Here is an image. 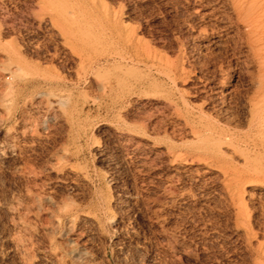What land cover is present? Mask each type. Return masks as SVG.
I'll list each match as a JSON object with an SVG mask.
<instances>
[{"label":"rangeland","instance_id":"374dc122","mask_svg":"<svg viewBox=\"0 0 264 264\" xmlns=\"http://www.w3.org/2000/svg\"><path fill=\"white\" fill-rule=\"evenodd\" d=\"M225 3L0 0V264L264 263L259 72Z\"/></svg>","mask_w":264,"mask_h":264},{"label":"bare ground","instance_id":"6f19581e","mask_svg":"<svg viewBox=\"0 0 264 264\" xmlns=\"http://www.w3.org/2000/svg\"><path fill=\"white\" fill-rule=\"evenodd\" d=\"M224 3V2H223ZM52 5V4H51ZM225 6L228 8H226L227 10H228V14H227V18L229 19L228 21L230 22V26H233L236 30H237V32H238V34H239V36H240V38H242V40H243V45H245V47H246V50L248 49V52H250V54L252 55V57H253V59L255 60V62H256V65H257V69H258V77H257V81H259V83H257V85L259 86V90H260V92H261V95L259 96V97H256V95H253L254 97V100H252V101H250L251 102V104H249L250 105V108H249V123L250 122H252V121H257L258 122V124H260L258 127V130L261 128V129H263L264 130V97H263V94H264V0H226V3H225ZM36 7H38V6H36ZM35 7V9H36V11L38 10V9H40V8H36ZM67 8V7H66ZM218 9V8H217ZM41 10V9H40ZM54 10V12H58V11H60V12H62V10H64V8L63 9H60V10H58L57 8H56V11H55V8L53 9ZM58 10V11H57ZM66 10V9H65ZM227 10H225V11H227ZM39 11V10H38ZM67 11H68V9H67ZM66 11V12H67ZM66 12H62V13H65V15H66ZM72 12H74V11H72ZM59 13V12H58ZM69 14L68 15H66V16H68L67 18L69 19V20H71L70 19V17L73 15L70 11L68 12ZM75 13V12H74ZM65 15H64V17H65ZM69 15H71V16H69ZM76 15V14H75ZM40 16V15H39ZM39 16H38V18H39ZM57 16H62L63 17V15L60 13L59 15H57ZM77 16V15H76ZM56 17V16H55ZM62 17H59V18H62ZM67 18L66 19H64L63 21H66V23L68 22L67 21ZM71 18H73L72 19V21L74 20V15L71 17ZM47 19V18H46ZM46 19H45V21H46ZM52 19V18H51ZM54 19V18H53ZM44 21V22H45ZM72 21L70 22V23H72ZM79 21V20H78ZM78 21H77V23H78ZM38 22H41V21H39L38 20ZM75 22V21H74ZM73 22V23H74ZM80 22V21H79ZM42 23V22H41ZM47 23H49V21L47 22ZM76 23V22H75ZM74 23V24H75ZM76 23V25H79V27L81 28V26H80V24H77ZM82 23V22H81ZM84 23V22H83ZM89 23V22H88ZM50 24V23H49ZM61 24V23H60ZM64 24V23H63ZM85 24V23H84ZM47 25V24H46ZM71 24H69V26H70ZM82 25V24H81ZM62 26V25H61ZM75 26V25H74ZM83 26V25H82ZM73 27V26H72ZM76 27H78V26H76ZM76 27H74L75 29H76ZM85 27V26H84ZM64 28V27H63ZM69 27L67 26V30H69L68 29ZM74 28L72 29V30H74ZM53 29V28H52ZM62 29V28H61ZM56 30V29H55ZM81 30V29H80ZM71 31V30H70ZM70 31H67L68 33H69V35L71 34L70 33ZM77 32V31H76ZM75 32V33H76ZM79 32V31H78ZM81 32L83 33L84 31H82L81 30ZM86 32V31H85ZM80 33V32H79ZM79 33H76V34H79ZM88 33V32H87ZM86 33V34H87ZM81 34V33H80ZM85 34V33H84ZM83 34V35H84ZM89 34V33H88ZM88 34L86 35V36H88ZM75 35H72L71 34V37H73V39L75 38L74 37ZM78 36V35H77ZM76 36V37H77ZM237 36V35H236ZM70 37V36H69ZM90 37H92V34H91V36ZM88 38V37H87ZM87 38H83V39H87ZM64 39V38H63ZM79 39V41L80 40H82L81 39V37H79L78 38ZM88 39H90V38H88ZM94 39V38H93ZM93 39H90V40H92V41H90L89 40V42L90 43H93ZM110 39V38H109ZM77 41V40H76ZM76 41H74L73 40V44L75 43V45H77V43H76ZM78 41V42H79ZM85 41V40H84ZM96 41H98V40H96ZM112 41V40H111ZM80 42H82V41H80ZM79 42V43H80ZM88 42V40L85 42V43H87ZM102 42V41H101ZM71 43V42H70ZM96 43V42H95ZM88 44V43H87ZM97 44V43H96ZM89 45V44H88ZM86 47V46H85ZM93 47V46H92ZM96 50V49H95ZM79 56V55H78ZM88 56V55H87ZM99 56V55H98ZM98 60V59H97ZM96 60V61H97ZM81 61V60H80ZM106 62H107V60H105ZM83 62V61H82ZM110 62V61H109ZM19 69V68H18ZM20 70V69H19ZM17 72H18V70H17ZM22 72V71H21ZM11 73V72H10ZM17 74V73H16ZM257 76V75H256ZM10 77V76H9ZM11 78V77H10ZM5 80H6V78H5ZM9 80H11V79H8V81ZM7 82V81H6ZM9 82H11V81H9ZM102 84V83H101ZM101 87H102V89L103 90H105V88H106V86L103 88V86H104V84H102V85H100ZM112 86V85H111ZM257 86V87H258ZM108 87H109V85H108ZM107 90H108V88H107ZM257 94V93H256ZM7 96V95H6ZM256 121H255V123H256ZM252 127H253V125H252ZM251 127V128H252ZM215 128V127H214ZM250 128V127H249ZM220 129V128H219ZM255 129H257V128H255ZM261 129H260V131H261ZM257 130V131H258ZM211 131H213V130H211ZM222 131V129H220V131L219 132H221ZM256 131V132H257ZM260 131H258V132H260ZM227 132V131H226ZM225 132H223V135L225 136V134H224ZM264 133V132H263ZM262 133V134H263ZM254 134V133H253ZM259 134V133H258ZM220 134L218 133V137H222V135H220ZM261 135V134H260ZM260 135H259V137H260ZM196 136V135H195ZM227 136V135H226ZM229 136V135H228ZM230 136H232V135H230ZM230 136H229V139H230ZM263 136H264V134H263ZM262 137V136H261ZM226 138V137H225ZM232 138V137H231ZM222 139V138H221ZM221 139H219L218 138V141L220 140L221 141ZM227 139V143L229 144V145H231V144H233V146H232V150H236V149H233V147L234 146H237V145H235L233 142H230L229 143V140H228V138H226ZM224 140V139H223ZM218 141H217V143H218ZM226 141V140H225ZM225 141H223V142H225ZM230 141H232V140H230ZM234 141V140H233ZM222 142V141H221ZM221 142H219L220 144H221ZM223 142H222V144H223ZM236 142V141H235ZM219 144V145H220ZM221 144V146H223ZM227 144V145H228ZM226 149H229V148H226ZM230 149V150H231ZM247 149V148H246ZM263 149H264V147H263ZM243 150V149H242ZM242 153V152H241ZM252 163V162H251ZM225 172V171H224ZM235 172V171H234ZM228 173V172H227ZM233 173V172H232ZM254 173V172H253ZM252 173V174H253ZM237 174V173H236ZM261 174V173H260ZM225 175H226V173H225ZM244 175H246V173L244 174ZM224 176V175H223ZM243 176V175H242ZM232 177H233V175H232ZM244 177V176H243ZM242 177V179H247L248 180V178L249 177H245V178H243ZM260 177V176H259ZM236 178H238V177H236ZM236 178H233L232 179V181H233V183H234V181H236V183L239 181V178L236 180ZM240 179H241V177H240ZM231 181V178H230V180L228 181V182H230ZM241 181V180H240ZM244 181V180H243ZM255 182V181H254ZM226 183V182H225ZM232 183V182H231ZM232 183V184H233ZM239 183V182H238ZM228 185H231L230 183L229 184H227V186ZM236 184L234 183V185L233 186H235ZM232 186V185H231ZM237 187L239 186L238 184L236 185ZM235 186V187H236ZM234 187V188H235ZM228 188V187H227ZM226 188V189H227ZM231 188H233V187H231ZM236 189V188H235ZM235 189H233L234 191H236L237 189H238V191H237V194H238V192H239V189L240 188H237L236 190ZM231 193H233V194H235L233 191L231 192ZM239 193H241V192H239ZM236 194V195H237ZM231 196H233L234 197V195H231ZM233 197H231V198H233ZM236 197V196H235ZM231 201V200H230ZM234 201V200H233ZM238 203H239V201H238ZM242 205V204H241ZM237 206H239V205H237ZM234 207H235V205H234ZM241 209H242V207H240ZM239 208V209H240ZM244 208V207H243ZM238 209V208H237ZM242 211V210H241ZM240 214V213H239ZM241 215V214H240ZM238 217V216H237ZM243 223V222H242ZM242 225V224H241ZM255 261V260H254ZM257 261V260H256ZM259 261V260H258ZM257 264H264L262 261H260V262H257Z\"/></svg>","mask_w":264,"mask_h":264}]
</instances>
